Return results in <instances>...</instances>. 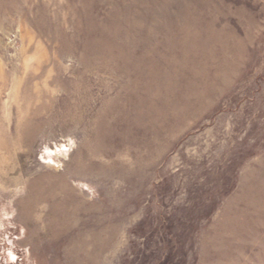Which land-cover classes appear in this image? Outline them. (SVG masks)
Wrapping results in <instances>:
<instances>
[{
	"label": "rangeland",
	"instance_id": "1",
	"mask_svg": "<svg viewBox=\"0 0 264 264\" xmlns=\"http://www.w3.org/2000/svg\"><path fill=\"white\" fill-rule=\"evenodd\" d=\"M0 264H264V0H0Z\"/></svg>",
	"mask_w": 264,
	"mask_h": 264
}]
</instances>
